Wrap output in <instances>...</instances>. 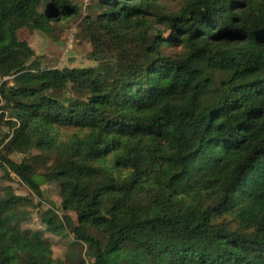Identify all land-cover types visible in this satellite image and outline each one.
<instances>
[{
    "label": "trees",
    "instance_id": "1",
    "mask_svg": "<svg viewBox=\"0 0 264 264\" xmlns=\"http://www.w3.org/2000/svg\"><path fill=\"white\" fill-rule=\"evenodd\" d=\"M84 5L0 0V47L80 19L102 61L0 75V264H264V0Z\"/></svg>",
    "mask_w": 264,
    "mask_h": 264
},
{
    "label": "rangeland",
    "instance_id": "2",
    "mask_svg": "<svg viewBox=\"0 0 264 264\" xmlns=\"http://www.w3.org/2000/svg\"><path fill=\"white\" fill-rule=\"evenodd\" d=\"M90 0H84L82 16L89 7ZM81 18V17H80ZM34 51L37 56H42V65L45 68H64V67H95L98 68L102 61L93 59L90 56L92 51L91 44L83 31L80 19L70 24H62L57 27L54 34L48 35L41 31H31L24 27L18 31L17 40L8 47H0V75H4L9 69L15 68L28 58L30 51ZM0 78L6 79L7 77ZM17 161L21 156H14ZM15 180L12 182H2L3 185L11 184L17 194H27L29 189L19 183L18 178L13 174ZM43 196L34 197L35 205L27 207V222L23 227L34 230L45 231V224L41 216L49 206L53 204L58 207L59 191L55 184H47L42 187ZM63 221L68 225L69 231H72L76 221L62 214ZM100 238L99 233H96ZM46 236L50 237L49 233ZM53 251L54 257L67 260L72 251L68 249V237L54 236ZM68 261V260H67Z\"/></svg>",
    "mask_w": 264,
    "mask_h": 264
}]
</instances>
